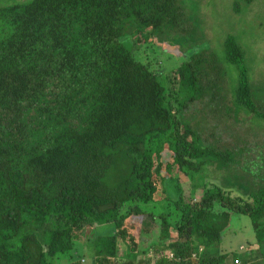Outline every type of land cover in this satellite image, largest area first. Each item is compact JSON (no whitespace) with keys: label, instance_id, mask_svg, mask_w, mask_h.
<instances>
[{"label":"trees","instance_id":"16d2710c","mask_svg":"<svg viewBox=\"0 0 264 264\" xmlns=\"http://www.w3.org/2000/svg\"><path fill=\"white\" fill-rule=\"evenodd\" d=\"M182 12L177 0H0V264H81L71 252L95 228L109 232L91 264H150L141 241L167 239L171 259L152 264H224L208 252L234 217L264 262V173L253 190L231 172L205 191L204 170L229 171L239 153L185 117L230 74L234 110L263 116L237 38L220 55L196 43L165 74L139 60L183 31Z\"/></svg>","mask_w":264,"mask_h":264},{"label":"rangeland","instance_id":"374dc122","mask_svg":"<svg viewBox=\"0 0 264 264\" xmlns=\"http://www.w3.org/2000/svg\"><path fill=\"white\" fill-rule=\"evenodd\" d=\"M183 10L180 28L181 33L170 30L165 35L155 39L151 50L141 48L139 60L149 58L151 67L164 74L175 68L188 51L196 43H206L209 53L220 55L221 44L227 34L237 38L244 52L245 65L249 68L251 89L259 94L256 105L264 116V0H177ZM195 31L194 37L192 31ZM157 47L158 49L154 48ZM154 50V52H153ZM147 54V55H144ZM230 76L222 78V86H216L209 91L203 101L189 107L185 117L199 132L205 144L217 149L233 150L239 153L238 164L229 171L218 172L213 166L204 170L205 191L216 193V187L224 184V179L231 172L241 178L237 188L247 186L255 188L257 175L264 173V119L251 118L242 111L234 110L231 97ZM233 77V76H232ZM253 173L251 177L247 174ZM246 177L250 184L246 183ZM186 186V185H185ZM237 189V190H238ZM198 189H195L197 193ZM239 191V190H238ZM243 194V191L241 192ZM197 195V194H196ZM193 200H198V195ZM143 218L137 220V227L143 229ZM109 231L98 228L89 230L84 239L74 245L72 259H78L81 264H91L93 240L98 235ZM41 237V238H40ZM38 235L44 246L43 237ZM153 240V239H152ZM170 240L160 242L141 241V247L147 248L138 259H145L152 264L159 255L171 259L168 250ZM143 245V246H142ZM258 245L255 242L251 223L246 217L232 218L229 227L223 232L217 248L209 250L211 256H224V264H232L231 254H235L234 264H264L256 259ZM203 249H197L195 254L201 255ZM123 259V251L117 254ZM222 263V262H221Z\"/></svg>","mask_w":264,"mask_h":264}]
</instances>
